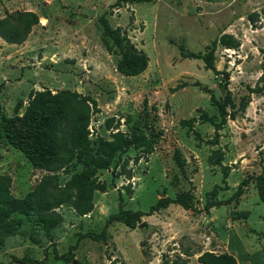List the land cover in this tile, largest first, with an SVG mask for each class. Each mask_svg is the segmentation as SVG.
I'll return each mask as SVG.
<instances>
[{"label": "rangeland", "instance_id": "374dc122", "mask_svg": "<svg viewBox=\"0 0 264 264\" xmlns=\"http://www.w3.org/2000/svg\"><path fill=\"white\" fill-rule=\"evenodd\" d=\"M117 1L0 0V18L14 10L39 16L22 43L0 37V176L15 197H24L44 175L55 173L62 185L81 168L39 169L7 141L4 122L23 113L31 91L75 90L94 100L92 141L108 139L116 130L128 132L133 124L152 139L150 153L130 147L98 171L106 191L94 192L89 213L79 215L63 204L56 209L62 221L49 232L35 215L12 213L15 230L1 236L0 264H201L197 256L225 251L222 243L242 264H264V204L254 182L239 198L233 196L244 178L264 174V0ZM101 17L147 55L141 73L126 76L117 70L120 55L103 43ZM223 34L238 45L217 44L216 72L202 59L180 55V44L204 52ZM244 95L249 98L240 110ZM215 101H227V110L236 111L217 137L214 124L201 116L220 122ZM188 119L190 126L184 123ZM218 149L221 165H211L208 157ZM176 154L184 159L183 171ZM125 159L127 172L116 174ZM215 186L214 197L223 203L205 210ZM184 190L193 193V209L171 203L146 214L161 196ZM119 207L144 214L134 228L110 223L104 240L82 236L100 234ZM75 243L71 261L55 256Z\"/></svg>", "mask_w": 264, "mask_h": 264}, {"label": "trees", "instance_id": "16d2710c", "mask_svg": "<svg viewBox=\"0 0 264 264\" xmlns=\"http://www.w3.org/2000/svg\"><path fill=\"white\" fill-rule=\"evenodd\" d=\"M122 2H141L146 0H118ZM117 3V4H118ZM39 21V16L34 11L14 10L5 11L0 18V37L7 43L20 44L30 33L32 27ZM102 40L106 48L115 51L120 55L117 61V70L126 76H134L141 73L147 66L148 57L140 52L121 34L120 28H111L103 17ZM110 39L112 42L110 43ZM224 44L233 48L238 45L237 41L228 34L221 35L218 39H213L204 52L189 51L183 44L179 45L180 55L186 58H198L204 61L206 69L216 72L214 64L215 50L217 44ZM251 91H257L251 89ZM249 95L241 97L239 109L244 110ZM95 101L88 96L75 90H64L51 93L49 90H35L29 94V100L23 113L20 116L6 119L3 125L4 135L7 141L18 146L27 160L35 167L55 172L59 169H68L72 165L79 164L81 168L71 174L70 178L60 184L55 173L47 174L35 184L33 189L24 197H15L9 188L6 177L0 176V242L1 236L9 234L15 230V225L9 218L12 213L24 215L33 214L45 232H49L62 221V215L56 210L63 204L70 205L76 213L84 215L92 211L94 207L93 195L95 191H106V184L100 180L97 173L101 169L109 168L114 157L130 147L139 148L142 153L152 151V139L140 129L136 124L128 127V132L116 130L110 133V138L98 137L95 141L89 138V122L92 106ZM218 108L220 122L216 124L206 113L201 116L205 121H209L215 126V136L218 130L225 123L226 118H235L234 110H227V101H215ZM19 105L16 106V109ZM237 110V109H236ZM193 119H188L184 123L191 125ZM178 167L183 171L184 159L179 155H174ZM223 152L213 151L208 157L211 165H221ZM127 159L120 165L116 174L127 172ZM222 182L226 186L228 169L224 166ZM114 172V170L112 171ZM254 182L258 198L264 204V174L250 175L244 178L237 186L233 196L235 199L243 192L249 182ZM218 186H215L210 194V199L205 202L204 209L222 204V200H217L214 196ZM193 193L184 190L176 194L175 197L167 195L161 196L148 208L146 214L150 215L171 203H176L185 209H193ZM247 216L248 212H242ZM144 213L139 210L123 209L111 214L100 234L92 232L84 233L82 236L95 240L105 239L106 227L112 222H120L134 228ZM71 245L66 253L56 255L71 261L73 258L70 252L75 248ZM201 264H238L233 253L222 251H203L197 256Z\"/></svg>", "mask_w": 264, "mask_h": 264}, {"label": "crops", "instance_id": "0c3cea01", "mask_svg": "<svg viewBox=\"0 0 264 264\" xmlns=\"http://www.w3.org/2000/svg\"><path fill=\"white\" fill-rule=\"evenodd\" d=\"M247 215H248V214H247ZM221 247H224V248H225V251H227V252H231L229 249H227V246H226L225 243H222ZM231 253H233L234 256L236 257L238 264H242V263L240 262L239 255L236 254L235 252H231Z\"/></svg>", "mask_w": 264, "mask_h": 264}, {"label": "water", "instance_id": "95a60500", "mask_svg": "<svg viewBox=\"0 0 264 264\" xmlns=\"http://www.w3.org/2000/svg\"><path fill=\"white\" fill-rule=\"evenodd\" d=\"M139 226H140V227H142V226H146V223H145V222H141V223L139 224Z\"/></svg>", "mask_w": 264, "mask_h": 264}]
</instances>
